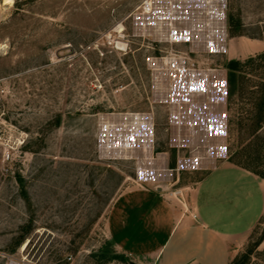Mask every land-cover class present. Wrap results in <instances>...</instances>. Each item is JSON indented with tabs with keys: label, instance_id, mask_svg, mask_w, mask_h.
<instances>
[{
	"label": "rangeland",
	"instance_id": "rangeland-1",
	"mask_svg": "<svg viewBox=\"0 0 264 264\" xmlns=\"http://www.w3.org/2000/svg\"><path fill=\"white\" fill-rule=\"evenodd\" d=\"M262 54L264 0H0V264H160L112 220L149 192L196 220L221 167L264 179ZM227 243L264 264V216Z\"/></svg>",
	"mask_w": 264,
	"mask_h": 264
},
{
	"label": "crops",
	"instance_id": "crops-1",
	"mask_svg": "<svg viewBox=\"0 0 264 264\" xmlns=\"http://www.w3.org/2000/svg\"><path fill=\"white\" fill-rule=\"evenodd\" d=\"M169 211L150 192L134 195L123 207V223L112 220L111 232L122 234L118 240L125 246L134 242L139 251L159 250L160 264H230L227 242L250 233L264 216V179L238 166L218 168L197 189L196 220L187 214L173 220ZM197 224L207 237L191 234ZM215 252L220 259H213Z\"/></svg>",
	"mask_w": 264,
	"mask_h": 264
},
{
	"label": "built area",
	"instance_id": "built-area-1",
	"mask_svg": "<svg viewBox=\"0 0 264 264\" xmlns=\"http://www.w3.org/2000/svg\"><path fill=\"white\" fill-rule=\"evenodd\" d=\"M151 9V5L147 2L144 6V11L149 12ZM7 90H8V81L7 78L4 76H0V128L1 125L5 122L4 116V102L7 96ZM9 157V154H8ZM5 264H24L20 260H17L15 258L9 257L5 258Z\"/></svg>",
	"mask_w": 264,
	"mask_h": 264
},
{
	"label": "trees",
	"instance_id": "trees-1",
	"mask_svg": "<svg viewBox=\"0 0 264 264\" xmlns=\"http://www.w3.org/2000/svg\"><path fill=\"white\" fill-rule=\"evenodd\" d=\"M258 58H262L264 59V54L260 55ZM254 60L255 58H250L245 64H251V63H254ZM243 64L242 62L240 61H235V60H232L229 62L228 64V84L229 86L232 88H235L236 86V82H237V72L240 71L239 69L245 65Z\"/></svg>",
	"mask_w": 264,
	"mask_h": 264
},
{
	"label": "bare ground",
	"instance_id": "bare-ground-1",
	"mask_svg": "<svg viewBox=\"0 0 264 264\" xmlns=\"http://www.w3.org/2000/svg\"><path fill=\"white\" fill-rule=\"evenodd\" d=\"M7 3H9L8 1H7ZM120 29V28H119Z\"/></svg>",
	"mask_w": 264,
	"mask_h": 264
}]
</instances>
